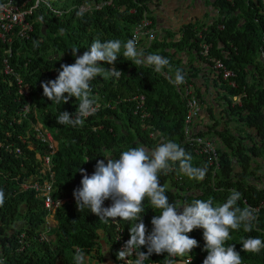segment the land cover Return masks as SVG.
Returning a JSON list of instances; mask_svg holds the SVG:
<instances>
[{"label": "trees", "instance_id": "trees-1", "mask_svg": "<svg viewBox=\"0 0 264 264\" xmlns=\"http://www.w3.org/2000/svg\"><path fill=\"white\" fill-rule=\"evenodd\" d=\"M48 1L61 11L73 4H99L95 9L78 12L74 8L59 15L39 4L27 16L32 24L29 38L13 44V52L7 58L8 67L30 87L35 118L29 115V119L38 120L56 141V148L50 154V193L65 201L53 213L55 223L47 232L51 239L39 240L37 234L46 214L41 198L35 197L29 188L19 191L16 187L29 173H39L41 165L34 155H46L48 149L33 137L25 119L18 123L12 120L25 100L16 93L14 75L0 72V188L5 190V202L0 206V264H56V261L74 264L76 249L88 254L93 249L98 251L100 242L107 245L105 253L109 259L117 256L114 225L99 220L88 208L78 209L73 196L74 190L81 186L82 174L78 169H86L91 175L96 161L105 159L103 155L118 158L122 151L137 144L155 149L163 136L180 144L192 156L193 166H205L200 156L192 154L181 143L184 100L170 83L177 69H181L192 84L200 104L199 113L204 111L207 115L205 121L194 122L193 131L214 143L219 167L213 175L207 170L203 180H196L183 174L178 162L173 164L174 169L159 178L166 187L169 202L191 204L195 199H210L218 205L226 202L233 190L241 193L237 202L240 208H244L241 199L254 205L264 198V185L256 182L260 177L256 175L257 170L264 162L263 11L250 0H215L221 16L202 31L203 39L210 44L206 57L199 54L194 36L201 25H182L176 38L170 30L157 34L143 52L145 55L159 54L169 60V65L160 73L148 65H134L124 57L122 48L114 65L104 64L106 68L122 71L121 76L118 79L97 77L91 81L98 110L86 118L83 126L72 127L58 124L56 117L61 111L74 114L79 101L72 97L65 104L52 102L43 95L41 82L55 79L61 64L75 62L72 48H78L77 55H82L97 37L102 42L111 39L126 42L140 8L132 0ZM131 7L136 13L129 12ZM236 9L240 15L235 14ZM217 24H221L222 29ZM2 49L0 43V69ZM177 50L192 51L199 67L182 66ZM216 58L233 72V86L221 80L212 67V60ZM197 75L201 83L195 85ZM138 94L144 99L143 118L134 113V100L131 99ZM27 130L31 135L25 141L31 143V149L18 138L25 137ZM8 143L22 147V153L14 156L3 148ZM178 175L180 183L173 180ZM110 204L111 200L104 202V206ZM144 208L145 213L141 215L151 231V219L160 210L152 209L147 199ZM116 222L130 238L131 223ZM203 231L197 228L190 232L189 236L198 241V246L188 254L191 264H203L207 256ZM231 237L226 243L235 245L242 261L264 264V249L258 254L245 252L241 242L248 237L264 239V208L257 212L251 232H245L241 226L231 232ZM140 250L147 251L143 246ZM166 255L153 253L144 263L157 260L162 264Z\"/></svg>", "mask_w": 264, "mask_h": 264}, {"label": "clouds", "instance_id": "clouds-1", "mask_svg": "<svg viewBox=\"0 0 264 264\" xmlns=\"http://www.w3.org/2000/svg\"><path fill=\"white\" fill-rule=\"evenodd\" d=\"M137 44L136 38L126 42L119 39L102 42L97 37L82 55H77L78 48H72L75 62L61 64L55 79L41 82L43 95L50 101L57 104L62 101L65 104L72 97L79 101L75 113L61 111L56 117L57 123L81 127L86 118L97 112L98 104L92 95L91 81L97 77L118 79L121 76L122 71L115 67L106 68L104 64L114 65L122 48L124 57L136 66L148 65L160 73L169 65L166 57L159 54L145 55ZM184 82L183 71L177 69L170 83L179 85ZM103 156L107 162L105 159L97 160L91 175L86 169H78L82 174L81 186L74 190L73 196L78 209L88 208L103 222L123 220L131 223L130 238L118 250V259L128 264V257L135 256L132 264H143L153 253L186 256L198 246V241L188 233L202 228L204 249L207 251L203 264H243L235 245L226 242L231 240V232L241 226L245 232L253 230V222L257 220L256 209L251 206L240 208L237 202L241 193L236 190L232 191L226 202L218 205H214L210 199H195L191 204L169 202L166 187L159 178L161 174L171 171L173 164L178 162L180 171L192 179L203 180L207 173V165L193 166L192 156L180 144L161 136V142L155 149L137 144L122 151L118 158ZM145 199L152 209L160 210L151 219V231L141 215L145 213ZM106 200H111L109 206H104ZM4 202L5 190L0 188V206ZM241 242L245 252L258 254L264 249V239L259 237H248ZM142 246L147 251H141ZM115 258L110 259L113 264ZM73 260L74 264H87L86 255L81 249H76ZM187 264H191V261Z\"/></svg>", "mask_w": 264, "mask_h": 264}, {"label": "built area", "instance_id": "built-area-1", "mask_svg": "<svg viewBox=\"0 0 264 264\" xmlns=\"http://www.w3.org/2000/svg\"><path fill=\"white\" fill-rule=\"evenodd\" d=\"M136 6L140 8V12L136 15L134 22L132 24L130 38H136L138 41L137 47L139 49H144L148 44L157 36V30L152 23L151 18L149 17L148 4L153 0H132ZM230 2V0H227ZM109 1H107L108 3ZM39 4H43L46 9L50 10L52 13L59 15L62 11L73 10L74 8L78 12L85 10H91L92 8H97L99 4H90V3H81L73 4L68 6L65 10H56L52 7L51 3L48 0H2L0 1V43L3 46L2 57H1V69L0 72L10 73L15 77L16 83V93L20 95L25 104L20 108L16 113V118L12 119L15 122H19L21 119H25L30 129L33 131V137L39 142V144L46 146L48 153L46 155H41L36 153L34 158L40 163L41 168L39 169L38 174L29 173L27 176L22 178L20 184L16 187L17 190L31 189L33 194L37 198H41L43 207L46 211V214L43 217V222L41 228L37 234L38 239L42 241H47L46 235L48 230L53 226L50 225L49 220H52L54 211L65 201V198L59 196L51 195V171H50V154L54 152L56 148V141L52 139L50 133L42 126L38 120L32 121L29 119V115L35 118V111L31 98L29 96L30 87L27 83L21 82L20 78L8 67L7 58L11 55L12 45L29 38V35L32 31V24L27 19V16L30 15L31 11L35 9ZM135 6V7H136ZM146 6V7H145ZM130 13H136V11L131 7L129 9ZM207 25L202 26L201 29H198L194 36L197 40L199 54L202 57H206L209 51L210 44L203 39L202 31L205 30ZM219 29H222L221 24H217ZM16 54V51L14 52ZM212 67L216 69L220 75V79L226 81L227 84L233 86L234 82L232 81L233 72L225 67L222 60L216 58L212 60ZM184 73V72H183ZM185 76V73H184ZM174 88L180 93V97L184 100L185 115L183 118L182 126V140L181 143L185 145L187 150L196 156H200L207 165V170L213 175L214 172L218 169V152L214 143L205 137L197 135L193 131L194 122L198 120V115L200 114V104L197 98L194 96L192 84L185 79V82L179 85L172 83ZM236 97L235 100L238 99ZM134 100V113H138L140 118L144 117L143 112V96L141 94L134 95L132 98ZM7 134V133H6ZM30 133L26 131L25 137L18 136L19 140L24 143V146L28 149H31V143L25 141V138ZM31 135V134H30ZM3 148L12 152L14 156H19L22 153V147H13L11 143L4 144ZM174 166H172V170ZM47 173V175H46ZM47 176V177H45ZM18 177V176H17ZM15 177V178H17ZM173 180L180 183V175L174 176ZM61 203H60V202ZM241 202L244 204V207L251 206L256 209L258 212L260 209L264 208V198L257 201L254 205L247 204L244 199H241ZM109 222L114 225V234L113 240L117 244L118 250H121L125 244V241L129 239L128 235L123 231V228L118 225L116 221L109 220ZM151 228L152 224L149 225ZM190 235V233H188ZM21 236V235H19ZM136 259L135 256L128 257V264ZM188 261H191L189 255L183 257H172L166 255L162 264H187ZM115 264H125V261H122L115 258ZM143 264H159L157 260H152L151 262H143ZM243 264H248L246 261H243Z\"/></svg>", "mask_w": 264, "mask_h": 264}, {"label": "crops", "instance_id": "crops-1", "mask_svg": "<svg viewBox=\"0 0 264 264\" xmlns=\"http://www.w3.org/2000/svg\"><path fill=\"white\" fill-rule=\"evenodd\" d=\"M250 1L256 8H259V10L264 12V0ZM215 2V0H153L148 4V10L152 17L151 19L154 20V26L157 30V34H161V32L164 30H170L173 33V36L176 38L178 36L177 33H179V29L184 24L189 23L193 25L196 24L205 26L212 22L218 21L221 14L219 11L218 2L217 4ZM235 14L240 15L241 13L238 9H236ZM239 20L241 21V18H239ZM176 53L178 58H180L182 66H185L186 68L199 67V65L195 63L192 51L177 50ZM194 80L195 85L201 83V79L198 77V75L194 78ZM206 116V113L201 111L198 115L197 122L205 121ZM257 171L258 172L256 175L260 177L256 182L258 185H264V162L262 163V168ZM102 244L106 247L104 243ZM105 256H107L106 253ZM107 260L108 263L113 264L108 256Z\"/></svg>", "mask_w": 264, "mask_h": 264}, {"label": "rangeland", "instance_id": "rangeland-1", "mask_svg": "<svg viewBox=\"0 0 264 264\" xmlns=\"http://www.w3.org/2000/svg\"><path fill=\"white\" fill-rule=\"evenodd\" d=\"M50 225H54V220H49ZM46 238L48 240L51 239V235H46ZM101 243V242H100ZM102 244V243H101ZM107 247L103 246L97 251V249L91 250L90 253L85 254L87 258V262H90L91 264H110L108 263L107 256H105V251ZM56 264H59V261H56ZM112 264V263H111Z\"/></svg>", "mask_w": 264, "mask_h": 264}]
</instances>
